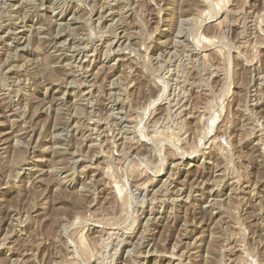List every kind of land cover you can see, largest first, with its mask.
Returning <instances> with one entry per match:
<instances>
[{"label": "rangeland", "instance_id": "rangeland-1", "mask_svg": "<svg viewBox=\"0 0 264 264\" xmlns=\"http://www.w3.org/2000/svg\"><path fill=\"white\" fill-rule=\"evenodd\" d=\"M0 264H264V0H0Z\"/></svg>", "mask_w": 264, "mask_h": 264}, {"label": "bare ground", "instance_id": "bare-ground-1", "mask_svg": "<svg viewBox=\"0 0 264 264\" xmlns=\"http://www.w3.org/2000/svg\"><path fill=\"white\" fill-rule=\"evenodd\" d=\"M141 186V185H140ZM139 187V186H138ZM118 191H119V189H118Z\"/></svg>", "mask_w": 264, "mask_h": 264}]
</instances>
